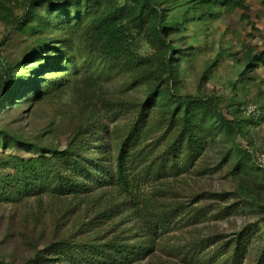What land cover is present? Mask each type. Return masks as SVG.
<instances>
[{
  "label": "trees",
  "instance_id": "trees-1",
  "mask_svg": "<svg viewBox=\"0 0 264 264\" xmlns=\"http://www.w3.org/2000/svg\"><path fill=\"white\" fill-rule=\"evenodd\" d=\"M37 1L24 2L19 8L27 7L21 15L17 5L12 7L10 1L0 3V21L34 42L27 56L15 65L0 56L3 101L0 110L9 105L17 111L38 110L54 103L55 94L61 97L65 92L71 94L70 107L58 124L53 120L31 137L8 131L0 134L3 151L18 148L38 154L28 161L0 156V165L9 164L8 172L11 171L7 173L4 169L0 173V202L31 198L41 201L46 195L53 201L62 200L64 215L70 212L72 216L82 209V215L88 219L78 229H85L90 235L84 241H78L74 235H70L73 241H54L51 256H57L64 264H133L146 253L154 259L153 252H158L161 237L174 226L179 208H167L160 203L162 208H167L160 209L154 199H140L141 188L188 171L198 148L212 136L227 139L226 147L232 152L228 156L233 158L235 166L231 175L235 176L239 190L251 197L257 194V187L264 190V185L241 175L248 164L257 177L261 174L264 179V168L253 161L247 147L236 141L237 136L245 137L249 130L264 122L261 111L264 112V101L260 107L249 102L239 105L235 113H230V119L224 115L225 109L216 106L220 97L207 95L196 99L192 95L174 94L172 76L179 71L178 62L183 55L169 38L179 33L178 29L166 22L157 9L162 0H61L54 14H62V21L51 28L44 24V16L39 15ZM173 1L182 2L187 8L185 17L197 15L200 19L221 12L232 13L244 8L245 2ZM138 39H144L150 46V56L138 55L135 45ZM251 52L248 51L243 63L263 64L264 57H253ZM88 54L91 58L85 57ZM27 59L36 66L25 73ZM107 68L113 77L130 82L127 84L130 88L145 87L143 100L113 97L101 89L100 82L107 80L101 74ZM50 73L59 76L45 82L43 77ZM245 76L246 70L240 76L243 86ZM232 88L235 87L230 88L233 100L236 94ZM250 106L259 115L248 114ZM195 109H200L206 117L210 114L204 129L200 127L201 115ZM151 112L163 128L156 121L153 123ZM105 118H110V123L122 119L109 130ZM155 125L161 131L160 137L153 143L145 142ZM63 134L69 135L66 146L59 150L53 143ZM182 149L185 153L178 160V151ZM62 211L59 209L61 216ZM126 224L129 227L125 230ZM101 236L106 238L99 243ZM241 237L236 236L235 246L220 251L217 248L204 259L196 257V253L193 255V249L180 248L177 254L187 264H238L243 248L241 240L245 238ZM163 253L171 254L172 250L166 245ZM44 260L49 259L46 256ZM0 264L4 263L0 261Z\"/></svg>",
  "mask_w": 264,
  "mask_h": 264
},
{
  "label": "rangeland",
  "instance_id": "rangeland-1",
  "mask_svg": "<svg viewBox=\"0 0 264 264\" xmlns=\"http://www.w3.org/2000/svg\"><path fill=\"white\" fill-rule=\"evenodd\" d=\"M5 1H10L12 7L17 5V8L20 6L22 8V4L29 0L17 2L0 0V3ZM59 1L61 0H39L35 4L39 15L44 16V24L50 28L62 21V14H54ZM181 3L162 0L160 7L157 8L166 22L179 31L169 37L170 42L178 46L183 55V59L178 62L179 71L172 76L174 94L177 92L179 95H192L196 99H202L207 95L220 97L216 106L225 109L223 113L230 119L232 115L230 113H235L239 105L249 102L260 107L264 101V58L263 64L258 66L255 61L251 64L243 61L250 50L253 57L258 55L264 57V0H245L242 9H235L232 13L221 12L212 18L207 16L203 19L197 15L192 18L185 17L187 8ZM21 8L18 15L24 12L25 8ZM14 12H17V9L14 8ZM32 39L6 27L0 21V56L9 63L15 65L27 56L28 49L34 43ZM143 41L144 39H138L135 42L138 55L150 56L152 53L150 46ZM85 57L91 58V55ZM25 65L27 67L25 73L36 66L33 60H28ZM244 70L247 80L243 81L245 83L243 86L240 76ZM97 73L99 74V69ZM101 75L107 80L100 82V87L106 89L105 92L110 96L118 95L140 102L143 100L145 87L138 85L130 88L127 85L130 82L113 77L109 68ZM58 76L50 73L43 78L46 82ZM232 86L235 87L232 89L236 94L233 100L231 99L233 93L230 91ZM60 96L55 94L52 98L54 103L42 106L38 110L17 111L12 109L11 105L8 106L10 109L0 110V134L8 131L23 137H31L53 120L58 124L64 111L70 107L71 94L65 92ZM0 102L3 101L0 99ZM261 111L263 117L264 112ZM195 112L201 115L200 127L204 129L208 124L206 118L210 117V114L206 117L200 109H195ZM240 113L239 111V117ZM121 119L110 123V118H105L104 123L112 130ZM151 119L153 123L156 121L162 127L152 112ZM263 123L249 130L245 137H236L237 143L247 147L253 161L262 168H264ZM160 134L157 126H153L150 136L145 137V142H155ZM68 135H60L53 143V147L63 150ZM226 141L225 136H212L209 142L198 148V154L192 158L193 166L188 171H182L174 177L168 176L162 182L152 181L142 186L138 195L140 199H154L156 207L159 204L160 209L170 207L179 209L175 212L174 226L166 230L161 237L158 252H153L156 257L150 259L146 253L142 260L133 264H187L181 260L182 256L180 253L177 254V249H193V255L196 253V257L204 259L207 253L217 248L220 251L235 246V238L238 235L243 236L241 238L245 237L241 240L243 248L242 253L238 255V264H264V190L260 186L257 187L255 190L257 194L253 197L239 190L235 176L231 175L235 166L233 158L228 156L230 150L226 147ZM20 150L22 149L9 148L3 151L0 146V156L18 157L28 161L38 155L36 151L25 153ZM184 153L183 149L178 151V160L183 158ZM0 166H3L0 167V173L4 169L7 173L11 172H8L9 164ZM255 174L254 169L248 164L241 171V175L249 181L264 185L263 175L257 177ZM162 191H165V194H162ZM42 197L41 201L31 198L16 202H0V261L4 264H64L57 256L50 255L51 245H55L54 241L72 240L70 235H74L78 241H84L90 235L85 229H78L79 224L86 223L88 219L87 215H82V209L72 216L65 209L67 214L64 215L62 200L53 201L46 195ZM160 203L166 204L167 208H162ZM127 225L123 226L125 230L129 227ZM105 238L106 236H101L99 243L104 242ZM166 245L172 250L171 254L163 253ZM46 256L49 260H44Z\"/></svg>",
  "mask_w": 264,
  "mask_h": 264
},
{
  "label": "built area",
  "instance_id": "built-area-1",
  "mask_svg": "<svg viewBox=\"0 0 264 264\" xmlns=\"http://www.w3.org/2000/svg\"><path fill=\"white\" fill-rule=\"evenodd\" d=\"M247 113L257 115L258 111L254 107L250 106L248 107Z\"/></svg>",
  "mask_w": 264,
  "mask_h": 264
}]
</instances>
